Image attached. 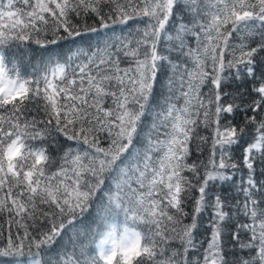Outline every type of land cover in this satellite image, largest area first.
<instances>
[{
  "label": "snow or ice",
  "instance_id": "6c2138e0",
  "mask_svg": "<svg viewBox=\"0 0 264 264\" xmlns=\"http://www.w3.org/2000/svg\"><path fill=\"white\" fill-rule=\"evenodd\" d=\"M0 264H264V0H0Z\"/></svg>",
  "mask_w": 264,
  "mask_h": 264
}]
</instances>
